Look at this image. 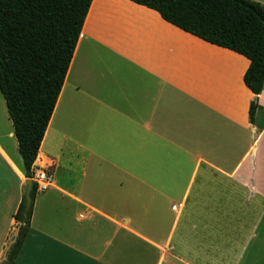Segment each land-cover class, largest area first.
I'll use <instances>...</instances> for the list:
<instances>
[{"label": "crops", "instance_id": "1", "mask_svg": "<svg viewBox=\"0 0 264 264\" xmlns=\"http://www.w3.org/2000/svg\"><path fill=\"white\" fill-rule=\"evenodd\" d=\"M249 67L154 10L93 0L35 163L54 186L15 264H264V89L245 85ZM26 180L2 124L0 264Z\"/></svg>", "mask_w": 264, "mask_h": 264}, {"label": "trees", "instance_id": "2", "mask_svg": "<svg viewBox=\"0 0 264 264\" xmlns=\"http://www.w3.org/2000/svg\"><path fill=\"white\" fill-rule=\"evenodd\" d=\"M211 45L250 61L244 83L256 96L264 89V6L251 0H130ZM93 0H0V93L13 122L27 179L64 87ZM258 103L250 109L254 121ZM38 196L23 200L20 225L6 264H15L31 228Z\"/></svg>", "mask_w": 264, "mask_h": 264}, {"label": "built area", "instance_id": "3", "mask_svg": "<svg viewBox=\"0 0 264 264\" xmlns=\"http://www.w3.org/2000/svg\"><path fill=\"white\" fill-rule=\"evenodd\" d=\"M31 180L37 186L38 194L46 193L54 186V176L49 169L34 166Z\"/></svg>", "mask_w": 264, "mask_h": 264}, {"label": "rangeland", "instance_id": "4", "mask_svg": "<svg viewBox=\"0 0 264 264\" xmlns=\"http://www.w3.org/2000/svg\"><path fill=\"white\" fill-rule=\"evenodd\" d=\"M0 100L3 103V105L5 106V110H4L5 114L4 115L1 113V109H0V125L3 124L4 129H6V128H8L9 124L11 123V121L9 119V116H8V113H7V110H6V102L3 99V97L1 96V94H0ZM50 172L54 176V170L51 169Z\"/></svg>", "mask_w": 264, "mask_h": 264}, {"label": "water", "instance_id": "5", "mask_svg": "<svg viewBox=\"0 0 264 264\" xmlns=\"http://www.w3.org/2000/svg\"><path fill=\"white\" fill-rule=\"evenodd\" d=\"M33 181L31 179H27L26 180V195H25V199H26V210L28 211L32 205V198H31V193L33 190Z\"/></svg>", "mask_w": 264, "mask_h": 264}]
</instances>
